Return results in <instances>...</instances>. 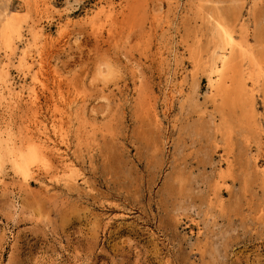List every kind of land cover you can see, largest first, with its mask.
Masks as SVG:
<instances>
[{"label":"rangeland","instance_id":"374dc122","mask_svg":"<svg viewBox=\"0 0 264 264\" xmlns=\"http://www.w3.org/2000/svg\"><path fill=\"white\" fill-rule=\"evenodd\" d=\"M12 9L11 118L33 130L38 96L66 162L2 176L0 264H264V0H0V23ZM219 24L246 50L235 79Z\"/></svg>","mask_w":264,"mask_h":264},{"label":"bare ground","instance_id":"6f19581e","mask_svg":"<svg viewBox=\"0 0 264 264\" xmlns=\"http://www.w3.org/2000/svg\"><path fill=\"white\" fill-rule=\"evenodd\" d=\"M21 23H22V20L19 18L18 10H16V9H12L10 12V16L7 15V17L4 18L3 21H1V23H0V43H1V47L4 48L6 53L8 52L9 54H13L14 53L13 51L16 49L15 48L16 43L21 41V37H22ZM29 29L34 32V34H33L34 36H37V35L42 36L43 35L42 29L37 24H32V26L29 27ZM217 29H218V33L221 34V36H222V38H221L222 48H221V53H220L219 58H218L219 64L218 65L216 64L215 68H214L215 72H216L218 77H222V74L224 71L231 70V73H232L231 78L235 79V75L238 77V74H237V71L235 69L236 67L235 68L233 67V65L236 64L234 60H236L238 57L241 60L247 58V56H244V53H245L244 51H246V50L244 47H242L240 44H237L234 41L233 37L229 34L228 31L225 30V28H223L222 25L219 24ZM49 42L51 43V40ZM47 45H48V43H47ZM233 54H235V59L232 57ZM240 55H243V56L241 57ZM236 56H238V57H236ZM25 58H26V54H25V52H23L22 57L20 59H17V60H19V63H18L19 67H21L25 64L23 62L25 60ZM215 58L217 60V56H215ZM40 62H42V61L40 60L38 63H40ZM249 62L253 66H257V64L259 65L258 60L255 59L254 57H251ZM40 64H39V67H40ZM41 69H42V67H41ZM251 73H252V71H251ZM254 74H256V73H254ZM54 79H55V77H54ZM59 79L60 78H56V80H58L57 81L58 84H57V82H55L57 85L54 86L53 88H49L46 85H45V87H44V85H42L41 87H43V88H40V89H44L47 92V95L44 97V98H47L44 106H45L46 110H48V112H49L50 120L52 119L51 123L54 124L53 128H54L55 124L58 123V120L55 117L57 116L56 113L59 110V107H58L59 104H57V102H59V98L57 96L61 95ZM50 81H48V82H50ZM60 81H62V80H60ZM239 81L242 82L243 78L239 77V80L236 83H238ZM254 81L255 80L252 79V85H254L253 84ZM40 82H42V81H40ZM40 82H38V83H40ZM50 83H52V81ZM53 83H52V85H53ZM60 83H62V82H60ZM41 84H44V83L42 82V83H40V85ZM239 85H241V84L239 83ZM239 85H237V87H236V91H238V93L241 91V86H239ZM63 86H66V84L64 83ZM65 88L67 89V86ZM65 88H64V90H66ZM41 91H43V90H41ZM251 92H252V90H251ZM33 93H34V91H33ZM17 95H18V92H17L16 86L10 82V79L8 78L7 71H5L4 67L2 68V66L0 65V100H1V102L7 104L5 119L3 122L2 121L0 122L2 124V126L0 127V183H1V179H2V176L4 175V173L6 171H10L11 174L13 175V177L16 178L18 181H20L21 186H22L23 184L28 183V181L31 178H34V176H35V174H37V172H41L39 170H45L48 172L52 169L55 170L60 165H64V163L66 162V157H65V154L63 153V151L61 149H59L58 146L55 145L53 143V141L50 139V137L47 133V130L45 128L44 122L41 119V116L40 117L38 116L39 112H37V110H40L38 96L36 97V96L30 95V97L28 98V102L25 103L26 106H29L32 109V112L34 115V119L32 121V124H34L35 127L33 128V130L30 129L29 126L24 127L23 129L21 127H18V126H14L15 123L13 122V119L11 118V116H12L11 111L12 110L8 106V101L11 100L12 97H15V98L18 97L17 100L20 103L22 100ZM41 95H43L42 92H41ZM61 96H60V98H61ZM65 97H66V95H65ZM76 100H74V102ZM66 101L68 102V100H66ZM60 103H64V100H63V102H60ZM25 104H24V106H25ZM69 119H70V117H69ZM66 124H67V122H66ZM70 126L71 125H69V127ZM62 127H63V125H62ZM55 131H56V128H55ZM52 132H53V130H52ZM58 134H57V136H58Z\"/></svg>","mask_w":264,"mask_h":264}]
</instances>
